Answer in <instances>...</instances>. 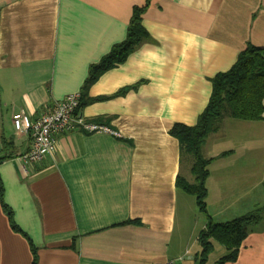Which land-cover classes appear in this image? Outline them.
<instances>
[{
    "label": "crops",
    "instance_id": "crops-1",
    "mask_svg": "<svg viewBox=\"0 0 264 264\" xmlns=\"http://www.w3.org/2000/svg\"><path fill=\"white\" fill-rule=\"evenodd\" d=\"M145 2L0 0V155H10L0 177L37 264L197 263L208 218L177 185L179 174L190 179L170 129L197 122L212 78L241 50L264 47V0H151L148 38L91 85L95 99L82 107L120 135L75 130L27 170L19 158L33 139L16 130L13 115L37 119L81 91L90 66L125 40L134 6ZM204 153L215 157L207 181L214 221L264 206V119L226 118ZM216 249L217 259L228 251L215 242L209 258ZM32 263L29 239L0 200V264ZM225 264H264V218Z\"/></svg>",
    "mask_w": 264,
    "mask_h": 264
},
{
    "label": "trees",
    "instance_id": "trees-1",
    "mask_svg": "<svg viewBox=\"0 0 264 264\" xmlns=\"http://www.w3.org/2000/svg\"><path fill=\"white\" fill-rule=\"evenodd\" d=\"M150 2L151 0H146L144 5L134 6L125 40L116 43L99 62L90 66L80 91L81 109L95 99L88 95L91 85L106 71L124 63L129 55L148 38L149 32L143 24V14ZM211 81L212 93L209 102L198 116L197 122L193 125L176 122L170 129L171 135L180 141L182 157L189 155L193 157L191 172L194 180L190 181L179 174L177 185L195 197L198 209L208 218L206 227L198 235L201 249L196 255V264H225L227 261L236 260L251 227L264 218V206H260L226 222H217L212 219L207 204V181L210 164L215 157H207L204 153L207 140L220 130L226 118L249 121L264 119V47L248 45L240 51L236 62L229 70L217 73ZM125 91L122 90L120 93ZM9 157L10 155H0V162ZM4 193L5 189L0 177V200L3 210L8 215L12 228L22 232L29 239L33 252L32 264H37V248L31 238L15 222L13 210L5 202ZM215 242L225 246L228 251L226 255L209 263V256Z\"/></svg>",
    "mask_w": 264,
    "mask_h": 264
},
{
    "label": "built area",
    "instance_id": "built-area-1",
    "mask_svg": "<svg viewBox=\"0 0 264 264\" xmlns=\"http://www.w3.org/2000/svg\"><path fill=\"white\" fill-rule=\"evenodd\" d=\"M81 97L80 91L68 94L63 99L55 101L37 119H32L31 115L24 111L13 115L16 130L30 132L33 139L31 148L19 157L24 169L27 170L31 164L40 162L51 155L57 149L59 136L65 133L81 130L120 135L118 131L106 124L88 119L80 108ZM180 260L182 257L158 264H179Z\"/></svg>",
    "mask_w": 264,
    "mask_h": 264
},
{
    "label": "rangeland",
    "instance_id": "rangeland-1",
    "mask_svg": "<svg viewBox=\"0 0 264 264\" xmlns=\"http://www.w3.org/2000/svg\"><path fill=\"white\" fill-rule=\"evenodd\" d=\"M192 161H193V157L190 155L187 157L186 160H184V173L191 181L194 180L193 174L191 172ZM212 256H213L212 258H209V263H213L214 260L213 258L217 259V249L215 250L214 254L212 253Z\"/></svg>",
    "mask_w": 264,
    "mask_h": 264
}]
</instances>
